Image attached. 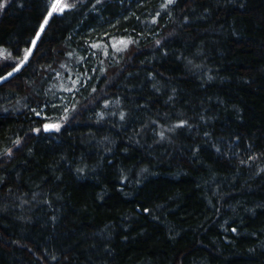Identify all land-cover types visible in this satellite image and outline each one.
<instances>
[{
  "label": "trees",
  "instance_id": "16d2710c",
  "mask_svg": "<svg viewBox=\"0 0 264 264\" xmlns=\"http://www.w3.org/2000/svg\"><path fill=\"white\" fill-rule=\"evenodd\" d=\"M52 2L0 0V77ZM65 2L0 80V264H264V0Z\"/></svg>",
  "mask_w": 264,
  "mask_h": 264
},
{
  "label": "rangeland",
  "instance_id": "374dc122",
  "mask_svg": "<svg viewBox=\"0 0 264 264\" xmlns=\"http://www.w3.org/2000/svg\"><path fill=\"white\" fill-rule=\"evenodd\" d=\"M55 13H53V15H54ZM52 15V16H53ZM51 16V17H52ZM51 17H47V19H48V23H49V20L51 19ZM48 25V24H47ZM47 25H44V30H45V28L47 27ZM44 32V31H43ZM43 32L40 34V38H41V36L43 35ZM40 38L37 40V39H35V41H36V43H35V46H33V43H32V46H31V49H32V54L34 53V51L36 50V47H37V45H38V43H39V41H40ZM32 54H31V56L29 57V59L25 62V63H23L22 65H20L19 66V70L18 71H14V72H12V75L11 76H6L7 77V79H5L4 81H7V80H9V79H11L12 77H14L15 76V74L16 73H18L20 70H22L25 66H26V64L29 62V60L31 59V57H32ZM90 55V53H88L86 56L88 57ZM6 58V56H2L1 54H0V60L1 59H5ZM92 77V75H90V74H86V75H84V85H83V87H85L86 86V84L89 82V77ZM78 80H81V76H79L78 77ZM74 97L72 96H70L68 93H66V92H64V94L62 93V95L61 96H59L58 98H57V100L55 101V103H51V105H49V106H46V107H44L41 111H39L38 113H37V117H39V118H42L43 120H54L55 118H62L63 120L64 119H66L65 117H66V115H68L70 112H71V110H72V107H70V104H71V101H72V99H73ZM51 108V110H50V112H51V114H47V113H45V111L47 110V109H50ZM46 124H56V123H53V122H49V123H46ZM59 125H60V128H61V124L60 123H58ZM64 125V122L62 121V126ZM59 128V129H60ZM52 130L53 131H56V129L55 128H52Z\"/></svg>",
  "mask_w": 264,
  "mask_h": 264
},
{
  "label": "snow or ice",
  "instance_id": "6c2138e0",
  "mask_svg": "<svg viewBox=\"0 0 264 264\" xmlns=\"http://www.w3.org/2000/svg\"><path fill=\"white\" fill-rule=\"evenodd\" d=\"M167 2L169 4L173 3L174 0H167ZM5 7V4H0V8ZM72 7V5L68 4L65 2V0H53L52 4H51V11L48 12V17H51L53 15V13H63L65 11V9ZM48 24V19H44L43 24L40 26V31L36 33V39L38 40L40 38V34L44 31V25ZM33 46H35L36 41L33 40ZM93 47H95V45H93ZM32 54V49H25L24 51V57L21 60V65L23 63H25L29 57ZM18 68H14V71H18ZM12 72L8 73V76H11ZM7 79V77H0V80H4ZM123 118V116L121 117ZM45 129H49V128H55L56 130H59L60 125L59 124H45ZM38 131V130H37ZM17 144H19V141H17ZM11 150H9L10 153ZM233 231H235V229H233Z\"/></svg>",
  "mask_w": 264,
  "mask_h": 264
},
{
  "label": "water",
  "instance_id": "95a60500",
  "mask_svg": "<svg viewBox=\"0 0 264 264\" xmlns=\"http://www.w3.org/2000/svg\"><path fill=\"white\" fill-rule=\"evenodd\" d=\"M44 129H45V127H44ZM49 130H52V128L45 129L46 132H49Z\"/></svg>",
  "mask_w": 264,
  "mask_h": 264
}]
</instances>
